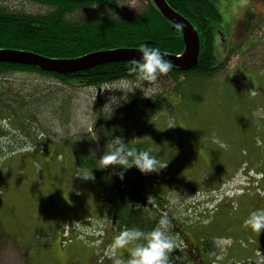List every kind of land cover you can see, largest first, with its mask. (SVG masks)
I'll return each instance as SVG.
<instances>
[{"label":"rangeland","instance_id":"obj_1","mask_svg":"<svg viewBox=\"0 0 264 264\" xmlns=\"http://www.w3.org/2000/svg\"><path fill=\"white\" fill-rule=\"evenodd\" d=\"M215 1L223 21L213 36L216 68L210 75L177 81L168 73L154 82L133 79L97 89L20 67L0 74V154L5 153L0 161V264H127L133 245L110 249L124 229L103 198L99 177L107 183L116 174L114 166L99 169L103 146L94 125L101 101L111 100L103 107L111 114L119 100L113 96L116 89L128 88L141 107L136 121H127V138L166 164L145 176L156 191L146 201L168 218L162 230L178 245L169 253V264H205L193 257L197 252L191 245L200 239L208 242L207 263L211 257L215 262L210 264H256L257 252L264 256V231L257 234L243 225L249 212L264 208V0ZM120 4L121 15L127 16L124 6L129 5L136 17L148 0ZM0 5L32 14L53 11L27 0H0ZM250 13L259 22L251 33L246 32ZM152 16L153 30L160 23ZM179 51L183 55L185 44ZM178 83L192 89L186 98L176 94ZM147 95L168 98L171 105L144 122ZM77 169L99 177L84 181L76 177ZM172 222L180 230L178 238L171 235Z\"/></svg>","mask_w":264,"mask_h":264},{"label":"trees","instance_id":"obj_2","mask_svg":"<svg viewBox=\"0 0 264 264\" xmlns=\"http://www.w3.org/2000/svg\"><path fill=\"white\" fill-rule=\"evenodd\" d=\"M44 4L43 8H52L53 11H43L41 13L32 14L27 10H11L8 5H0V48H13L30 50L40 53L46 57L56 59H71L81 57L83 55L102 51L104 49L113 48H136L140 44H148L158 49L173 50L174 55L180 53V48L184 44L183 33L181 29H174V24L164 18L160 10L156 7L154 1L148 0L145 12L134 17L129 5L124 6L127 11L120 14L119 4L114 0H27ZM123 0H119V3ZM132 1V0H127ZM170 6L188 18L195 29L201 35L202 46L199 56L198 66L188 69H180L172 67L167 73L175 80L186 78L189 76L210 75L214 68V53L212 49L213 36L217 30L216 25L223 21L222 12L215 0H167ZM93 5H96L95 7ZM119 8V9H118ZM92 9L93 17L79 16ZM111 10L119 17L110 18L108 12ZM47 12V13H46ZM113 14V15H115ZM155 15V22L160 23L158 28L150 29L149 23ZM247 19L253 15L250 13ZM263 19V18H261ZM246 25V22H245ZM250 27V23L247 24ZM252 28V27H251ZM128 61L106 62L102 65L92 66L82 71H73L71 73H55L44 71L41 68L16 65L13 63H5L0 61V74L15 70V68H23L25 71H36L44 75L52 76L63 83H79L90 88H101L104 85L115 88L123 82L131 81L134 78L130 76L126 70ZM167 74H163L167 76ZM161 75V77H163ZM115 84V85H114ZM185 84L178 83L176 94L180 97H187L189 89ZM113 94L117 104L113 106L116 114H109L103 110L106 104L103 100L99 104L100 111L96 115V126L100 130L98 140L103 146L102 154L109 137L122 136L129 147L140 149L138 144L127 138V128L129 124L136 121V110L141 106H137L136 95L133 94L131 88L119 89ZM198 95V93L196 92ZM191 98L195 96L191 95ZM123 98V99H122ZM147 102L144 105L143 115L145 121L156 117L162 107L169 109L170 102L168 98L153 99L147 95ZM145 97H143V100ZM161 101V103H158ZM166 101V102H165ZM109 102V101H108ZM140 103V102H139ZM106 107V106H105ZM165 110L161 109L160 111ZM141 112V111H140ZM111 117L109 118V116ZM122 116H126L127 120H120ZM143 116H138L140 119ZM141 150V149H140ZM5 153L0 154V161ZM80 164H85L81 160H76ZM116 171L122 169L116 168ZM96 178L97 176L93 174ZM145 173H141L136 167H132L124 172V178L121 180L118 175L111 178L105 183L99 176V182L103 183L102 192L104 200L107 203L106 208L113 218L117 219V224L123 229L138 228L143 232H150L158 227L159 221L165 217L163 213L158 215L157 209H150L144 205V200L151 194L155 196L154 189L148 186V179ZM105 186V188H104ZM156 192V191H155ZM160 196V195H158ZM162 199V197H159ZM106 205V204H105ZM158 215V216H157ZM155 217V218H154ZM170 219L171 216H168ZM168 219V218H167ZM157 220V222H156ZM1 236V235H0ZM0 238V243H1Z\"/></svg>","mask_w":264,"mask_h":264},{"label":"clouds","instance_id":"obj_3","mask_svg":"<svg viewBox=\"0 0 264 264\" xmlns=\"http://www.w3.org/2000/svg\"><path fill=\"white\" fill-rule=\"evenodd\" d=\"M114 2L120 4L119 0H114ZM93 6L95 7L96 5ZM108 14L113 21L119 18L111 10H109ZM137 52L139 59H130L126 64L128 74L135 80L154 82L158 76L167 74L173 67L172 61L156 47L140 44L137 47ZM256 94L254 90L251 92L252 96ZM110 103L111 100L103 107ZM112 114L113 107L111 108ZM92 139L97 138L93 137ZM220 147L224 148L226 145L221 143ZM97 160L100 165L99 169L114 166V174L118 175L121 180L124 178V172L132 167H136L141 173L147 174L157 172L166 166V164H161L150 150L129 147L122 136H115L113 134L105 145L103 155ZM116 168L122 169V171L116 172ZM76 177H80L84 181L94 179L93 174L89 175L88 171L84 169H77ZM236 207V203L233 202V208L235 209ZM167 223V217H163L159 221V226L147 233L138 228L124 229L114 237L110 249L115 250L130 244L133 245L129 248L127 264H169V253L178 245L174 238L168 236L162 230ZM243 225L246 228H250L253 232L261 234L264 231V208L249 212L243 221ZM257 256L260 257V260L256 264H264V256H261L259 251L257 252Z\"/></svg>","mask_w":264,"mask_h":264},{"label":"water","instance_id":"obj_4","mask_svg":"<svg viewBox=\"0 0 264 264\" xmlns=\"http://www.w3.org/2000/svg\"><path fill=\"white\" fill-rule=\"evenodd\" d=\"M79 1V0H77ZM156 7L160 10L164 18L174 24V29H181L183 40L185 41V52L183 55L166 54L174 67L180 69H188L198 66V57L200 54V38L198 31L194 28L188 18H185L176 9L172 8L167 0H152ZM191 53V54H189ZM165 55V54H164ZM139 59L137 47L135 48H113L95 51L81 57L71 59H56L46 57L40 53H35L30 50L0 48V61L26 66L41 68L44 71L55 73H71L73 71H82L92 66L102 65L106 62L113 61H129L130 59ZM144 205L151 204L144 201Z\"/></svg>","mask_w":264,"mask_h":264},{"label":"flooded vegetation","instance_id":"obj_5","mask_svg":"<svg viewBox=\"0 0 264 264\" xmlns=\"http://www.w3.org/2000/svg\"><path fill=\"white\" fill-rule=\"evenodd\" d=\"M232 208V207H231ZM233 209V208H232ZM179 231V230H178ZM205 244H193V245H191L192 247H193V249L197 252L196 254H194L193 255V257H194V259L196 260V261H200V262H203V263H205V264H210V262H212V263H215L214 262V260H212V257H211V259L209 260V262L207 263V256H205V254H207L206 252H207V249H210V247H208L207 249H206V247L208 246V244H207V246H204ZM190 247V246H189ZM206 250V252H205V250ZM186 252L187 253H189V254H191V250L189 249V248H187L186 249ZM214 258V257H213Z\"/></svg>","mask_w":264,"mask_h":264},{"label":"bare ground","instance_id":"obj_6","mask_svg":"<svg viewBox=\"0 0 264 264\" xmlns=\"http://www.w3.org/2000/svg\"><path fill=\"white\" fill-rule=\"evenodd\" d=\"M189 54H191V53H189Z\"/></svg>","mask_w":264,"mask_h":264},{"label":"crops","instance_id":"obj_7","mask_svg":"<svg viewBox=\"0 0 264 264\" xmlns=\"http://www.w3.org/2000/svg\"><path fill=\"white\" fill-rule=\"evenodd\" d=\"M31 167V166H30Z\"/></svg>","mask_w":264,"mask_h":264}]
</instances>
